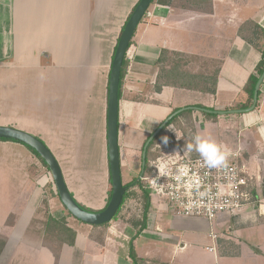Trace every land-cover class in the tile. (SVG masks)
Listing matches in <instances>:
<instances>
[{
  "label": "crops",
  "instance_id": "obj_1",
  "mask_svg": "<svg viewBox=\"0 0 264 264\" xmlns=\"http://www.w3.org/2000/svg\"><path fill=\"white\" fill-rule=\"evenodd\" d=\"M139 1L0 0V126L13 127L41 139L58 161L75 200L98 212L106 208L109 197L107 115L113 55L122 29ZM216 7L214 0L212 13L201 14L154 5L137 28L126 55L129 66L119 104L121 170L127 169L133 177L136 171L132 165L140 166L144 143L174 110L203 106L224 111L247 100L243 89L260 56L236 34L231 45L226 43L231 51L225 47V56L220 58L223 65L216 95L171 87L155 91L156 62L163 49L201 56L207 48H222L217 39L209 45L214 35L206 36L213 28L216 32L224 30L226 37L229 34L225 25L218 27L223 20ZM233 30L236 33L237 29ZM260 92L259 107L254 111L219 116L214 123L209 119L210 123L203 128L205 132H213L214 126L219 127L222 150L240 149L241 163L256 182L259 177L255 173L258 176L261 173L258 151L264 146V82ZM196 112L199 111L191 118H181L192 120L195 135L203 125L199 124ZM168 130L180 142L186 138L187 131L183 133L172 126ZM194 141L195 136L187 143L183 140L179 146L190 156L201 157L195 148L191 151L187 148ZM55 190L50 172L26 145L0 141V264H32L33 259L40 264H65L70 258L75 264H119L117 247H88L89 234L101 235L103 229L66 217ZM259 202L257 195L247 207L251 206L264 220V205L258 206ZM162 203L152 199L148 221L152 215L172 212L169 205ZM233 216L222 215L217 223ZM49 217L56 220L66 217L77 232L75 246H63L58 259L44 245ZM178 217L183 222L180 231L156 238L165 242L155 243L156 248L151 245L143 254L138 251L139 242L149 234L148 229L137 238L136 253L146 264H176L175 255L201 243L210 244L205 249L216 256L223 246L230 244V239L223 243L212 231L213 222ZM154 224L160 233L158 223ZM92 240L102 245L105 242L95 237ZM11 242L16 243L17 250L6 258ZM161 244L172 250L171 259L162 258L158 251ZM189 264L206 262L194 259Z\"/></svg>",
  "mask_w": 264,
  "mask_h": 264
},
{
  "label": "rangeland",
  "instance_id": "obj_2",
  "mask_svg": "<svg viewBox=\"0 0 264 264\" xmlns=\"http://www.w3.org/2000/svg\"><path fill=\"white\" fill-rule=\"evenodd\" d=\"M185 4L188 5L186 0L175 3L174 4L176 7L175 10L183 11L181 8ZM215 4L217 6L216 7L217 11H219V13L222 16L221 19L223 20L222 21L223 25L219 24L220 26L218 27H223L225 25V27L228 29L229 34L226 37L224 35L225 34L224 30H218L216 32L215 28H213L212 32L206 35L209 37L211 35H214L212 40H209L211 42V44L209 45H213L214 39H217L216 41L218 40L221 41L223 46L222 48L220 46L216 49L207 48L206 51H203L201 56L205 58H209V59H214L220 62L221 61L220 58L225 56V47H228V44L226 45V43L228 42L231 45L232 38L235 35L233 28L237 29L238 26L242 22L246 21L247 19L255 20L260 25L264 26V0H215ZM219 13L217 14L219 15ZM193 14L195 15V13H190V15H193ZM201 14H205V13H201ZM215 33H216V36H215ZM244 44H247V43L245 42ZM230 51L231 49L229 48L228 52ZM257 107H259L258 104H257ZM188 108H191V107H188ZM196 113H197V117L199 118V124L201 125L203 123L202 128L200 132L195 135V134H190L193 126L187 127L186 138L183 139L184 142L187 143L193 136L195 137L201 136L202 138H205V139H211L212 141L220 145L221 140H220V134H219V130H220L219 127L214 126L215 130H213V132L210 130H207V132L203 131V128L206 125H208V123H210L209 122L210 120L209 118H206V116L204 117L203 112H196ZM202 118H205L207 120L203 121ZM212 120H213V123L216 122L215 118H212ZM186 122L187 121H183V120L181 121V123H183L184 126ZM167 131L165 132L163 137L165 136L169 137L168 135L170 134ZM189 134H190V137H188ZM183 140L182 142H180L181 145L184 143ZM191 141L193 143V140ZM160 143H161V140L158 142V145ZM258 153H259V164L261 165V173L259 174V176L257 175V173L255 174H256V177H259V180L256 182V183H259L257 184L259 188L256 189V192L259 195V200H260V202L257 204L259 206V204L264 205V201H263L264 200V146L262 150L258 151ZM198 154L200 155L199 152ZM132 167H134L133 170L136 171L135 177H139L141 170H142L141 164L138 168L137 166H133V165ZM132 177L133 175L129 174L127 169H122V180L124 184L127 182H130L134 178ZM109 190H110V185H109ZM151 198H153L152 195H151ZM138 201L141 203V199H138ZM162 204H166V203L164 202ZM141 206L142 205H139V203L136 202L134 199H131L130 201H128L126 203V207H124V209L119 212L117 220L113 219V221L110 223L107 229L102 230L101 235H94L93 233L89 234L90 236L87 239L88 244H89L88 247H94L95 249L98 247L100 248V246L101 248L106 247V249L117 247L118 250L120 251L118 254V257L120 259L119 264H130L131 262L129 263L127 261L128 260L127 256L129 252V243L132 237L134 236L135 231L127 224V220L129 218L128 210L131 209V210L136 211V208H140L139 212L137 213V214H140ZM76 221L78 220L76 219ZM153 221L154 222L156 221V223H158L159 227L161 228L162 231L160 233L157 232V228ZM78 222L82 223L80 221ZM212 222H213L212 224L214 227L212 231H214V233H216L220 237L223 243L224 241L230 239V244H228V247L223 246V250L218 251V254H216L215 256L214 253L208 252L205 249L210 244L202 245L201 243L196 248H193L192 250H189L183 254L181 253V254L175 255L174 261L176 262V264H181L184 262L189 264L194 259L201 260L202 262H206V264H209V263L210 264H264V220L262 216H259L258 212H255L254 209H252L251 206L246 207L242 213L236 214L235 216H233V218L226 217L220 223H217L218 222L217 220L212 221ZM182 223L183 222L181 218L176 216L173 210L171 213L159 214L157 216L152 215L151 218H149V221L147 224V229H148L149 234L148 236L145 235L141 239V241L139 242V247H137L139 253L143 254V250L146 248L150 249L151 245L153 246V248H156L155 243H159V242L165 243L157 239H159L161 236L177 234L183 225ZM93 237L98 238V240H105V242H103V245L100 243L93 242L92 240ZM108 238H109V241H106V239ZM136 240L133 243L134 247H135ZM107 242L109 244L108 246H107ZM162 245L163 244L159 245V248H158V251L160 250V253L162 254L161 255L162 258L171 259L172 250L170 248L163 247ZM16 250H17L16 243L15 242L9 243L7 251H10L9 252L10 254H7L6 258H9L10 256H12L11 253H13L14 255ZM69 260H71L70 264H75V262L73 261V258L67 259L65 264H68ZM31 263L40 264L34 259L31 261Z\"/></svg>",
  "mask_w": 264,
  "mask_h": 264
},
{
  "label": "trees",
  "instance_id": "obj_3",
  "mask_svg": "<svg viewBox=\"0 0 264 264\" xmlns=\"http://www.w3.org/2000/svg\"><path fill=\"white\" fill-rule=\"evenodd\" d=\"M180 1H184V0H153L151 7H153L154 5H161V6L171 7L175 9L176 7L174 4ZM186 1L188 5L185 4L182 6L181 9L183 11H194L197 13H205V14L212 13L213 6H214V3H213L214 0H186ZM135 8L133 9V11L135 10ZM132 13L130 14L128 20L130 19ZM124 28L125 26L123 27L122 32ZM235 34L237 37H239L244 42H246L249 46H251L253 50L260 56V61L258 65L256 66L255 72L252 75H250L243 89V92L247 95V100L243 103H236L231 107L232 110H241V109H248L249 107L252 106L256 84L260 76L264 72V26L260 25L255 20L247 19L246 21L242 22L238 26ZM134 36L130 43L129 48L133 45ZM116 49H117V46L115 48L114 55H115ZM114 55H113V58H114ZM222 65H223L222 61L219 62L214 59L205 58L200 55H195V54H190V53H181V52L172 51L169 49H163L156 62V67L158 69V76L156 80L155 91L161 92L163 87H171V88L183 89L187 91L201 92L203 94H209V95L214 96L216 95V89H217V84H218V80L220 77ZM128 66H129V62L127 58H125L123 67L121 70L119 97L121 95V88L123 85V81L128 71ZM260 95H261V92H259V97ZM259 97H258V100H259ZM193 108L206 109L203 106H196ZM231 109H226L225 111H228ZM210 110L220 111L215 108H212ZM177 111L178 110H174L172 114H174ZM195 111L196 110L194 109H190V110H187L175 116L167 124V126L164 127V129L158 134V136L150 143L147 149V153H146V167L144 171V177L151 175L152 164L156 162L159 157L162 156V152L158 150L156 146L158 145V142L162 139L163 135L168 130V128L172 126L177 131H181L184 133L186 132L187 127L193 126L190 134H194L195 131H194V125L192 123V120L189 119L190 121H187L184 126L183 123H181V118L185 116H188L191 118ZM205 116L206 118H209V119H212V118L217 119L219 117L218 115L208 114V113H204V117ZM152 135L153 133L149 135L148 139ZM0 141L17 142V141L8 140V139H0ZM17 143H20V142H17ZM146 143L147 141L144 143L142 147V151H141V160H140L141 167H142L143 149ZM172 146H175V145L172 144L170 147ZM29 149L40 159V161L49 171L46 163L40 158V156L31 148ZM137 179L138 177H134L130 182H127L125 184L123 183V184L124 186L129 187ZM109 181H110V190H109V197H108L107 205L112 195L111 176H110ZM55 193H56V196L59 197L56 190H55ZM253 194L255 198L258 195L256 191H254ZM131 199H134L136 202L139 203V205H142V206H141L140 214H137L140 208H136V211L131 210V209L128 210L129 218L127 220V224L135 231V234L129 243L128 256L132 264H146L147 261L137 255L134 244H133L134 241L137 238H139V236L147 229L148 216L150 213L151 202H152L151 194L149 191H147L144 188V183L142 180L139 181L134 186L128 188V190L126 191L124 195L123 202H122L119 212L122 211L124 207H126V203L130 201ZM138 199H141V203L138 201ZM79 205L88 212H92V213L98 212V211H94L89 208H86L81 204ZM65 211H66V217L74 218L66 210V208H65ZM119 212L117 213L114 220H117ZM66 217L61 218L59 220H56L53 217H49L47 221V225H46V230H45V235H44V245L49 247L53 251L57 259L59 258V254H60L59 251L63 248V246L68 245L70 247H74L75 242H76L77 232L69 226ZM109 225L110 223L102 225V226H93V228L106 230Z\"/></svg>",
  "mask_w": 264,
  "mask_h": 264
},
{
  "label": "built area",
  "instance_id": "obj_4",
  "mask_svg": "<svg viewBox=\"0 0 264 264\" xmlns=\"http://www.w3.org/2000/svg\"><path fill=\"white\" fill-rule=\"evenodd\" d=\"M179 143L170 134L167 145L161 139L156 146L162 156L152 164L151 175L142 178L153 198L164 201L178 216L210 222L222 215L239 214L252 203L256 178L241 163L240 149H224L228 152L227 166L209 168L202 157L190 156ZM172 144L175 146L170 147Z\"/></svg>",
  "mask_w": 264,
  "mask_h": 264
},
{
  "label": "water",
  "instance_id": "obj_5",
  "mask_svg": "<svg viewBox=\"0 0 264 264\" xmlns=\"http://www.w3.org/2000/svg\"><path fill=\"white\" fill-rule=\"evenodd\" d=\"M153 0H140L139 4L133 11L130 19L125 25V28L120 36L117 49L112 61V67L109 78V93H108V115H107V143L109 154V166L111 176L112 195L107 207L96 213L84 210L69 192L65 183L61 167L44 142L38 137L33 136L24 131L13 127L0 126V139H8L20 142L34 150L40 158L46 163L49 172L52 176L56 192L66 210L78 221L89 226H102L111 223L120 210L124 195L128 188L134 186L144 177L146 167V153L150 143L158 136V134L167 126V124L177 115L194 109L199 112L214 114L218 116L237 115L252 112L258 104L260 88L264 82V72L260 76L254 91L253 104L248 109L228 110V111H212L210 109L200 108H184L180 109L166 119L160 127L153 133L144 146L142 154V170L138 179L129 187L124 186L122 181V170L120 161L119 148V90L121 80V70L124 60L129 50L130 43L138 26L147 14Z\"/></svg>",
  "mask_w": 264,
  "mask_h": 264
},
{
  "label": "clouds",
  "instance_id": "obj_6",
  "mask_svg": "<svg viewBox=\"0 0 264 264\" xmlns=\"http://www.w3.org/2000/svg\"><path fill=\"white\" fill-rule=\"evenodd\" d=\"M162 141L165 145L168 144V137H162ZM189 151L195 150L200 153L205 164L209 168H218L227 166L228 152L222 150L221 146L212 141L211 139H205L201 136L195 137V143L187 145Z\"/></svg>",
  "mask_w": 264,
  "mask_h": 264
}]
</instances>
